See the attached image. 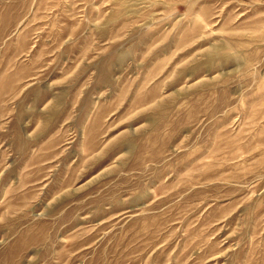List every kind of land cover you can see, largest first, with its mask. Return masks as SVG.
<instances>
[{
  "label": "rangeland",
  "instance_id": "obj_1",
  "mask_svg": "<svg viewBox=\"0 0 264 264\" xmlns=\"http://www.w3.org/2000/svg\"><path fill=\"white\" fill-rule=\"evenodd\" d=\"M0 264H264V0H0Z\"/></svg>",
  "mask_w": 264,
  "mask_h": 264
}]
</instances>
